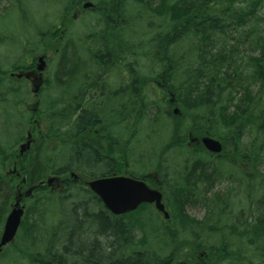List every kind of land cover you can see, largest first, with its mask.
<instances>
[{"label": "trees", "instance_id": "obj_1", "mask_svg": "<svg viewBox=\"0 0 264 264\" xmlns=\"http://www.w3.org/2000/svg\"><path fill=\"white\" fill-rule=\"evenodd\" d=\"M132 1L166 20L163 27H159L164 29L166 26V30H161L159 36L148 37L152 34L148 32L139 38L141 40H134L145 49L143 56L146 58L150 55L146 52L148 48L155 47L160 52L152 56L162 71L163 68L167 70L166 82L169 84L166 90L161 84L164 90L162 99L170 97V105L177 107L183 115L187 109L182 104L193 103L195 95L200 93L205 97V121L220 123L225 112L223 117L228 118L226 129L233 134L228 147L251 163L259 175L256 177L258 189L248 190L246 196L249 208L242 207V200L234 201L230 193L229 196L217 192L209 197L222 171L211 170L209 161L212 159L194 154L185 141L186 136H176L178 131L174 130L173 142L168 136L167 141H158L156 145L154 142L153 148V156L159 159L157 172L170 214L168 221L150 211L149 205H142L123 216L113 215L88 188L73 179H66L62 189L46 191L26 213L21 227L33 244L25 247H18L16 243L10 245L0 254V261L14 259L17 264H168L167 261L174 258L175 262L171 264H264V191L258 196L254 193L264 188V175L258 171L264 163V30H261L264 18L259 16L264 9V0H161L159 4L156 0ZM112 2L115 0H107L105 4L111 5ZM104 17L107 26L113 24L108 21V14ZM137 18L134 17L133 23ZM125 25L122 30L113 28L126 32L128 26L132 30V24L128 25L126 21ZM158 26L157 22L154 28ZM129 35L136 37L134 33ZM3 41L0 38V43ZM185 42L191 55L194 54L193 58L180 50ZM69 46L70 43L67 48ZM130 56H133L132 50ZM5 75L0 69V125L6 124L7 129L9 125L22 122L16 110L22 104L16 94L20 90L8 88V82H22ZM175 75L180 80L176 89L173 85ZM140 78L141 81L147 80L141 75ZM257 82L260 91L254 100L251 87ZM136 92L138 90H134L135 96ZM135 96L130 99L128 108L129 116L133 115L129 122L133 134L136 133L133 129L143 131L147 122L153 123L150 121L152 108L164 115L162 108L158 109L146 97L137 106L139 102L134 101ZM231 107H234V113H229ZM85 113L73 122V133L87 128L89 116ZM167 115L172 116L170 111ZM62 116L61 111H55L50 121L59 122ZM196 116H199V124L202 123L200 115ZM188 118L193 126L202 129L191 117ZM132 120L136 121L134 125ZM184 128L188 134L192 130L191 125ZM141 135L143 138L147 136ZM132 143L130 141V145ZM45 149L50 152V147L43 143L39 151L20 155L18 160L22 164L25 183L16 176L8 178L4 170L8 162L15 159V152L8 131L0 132V233L17 188L37 187L50 175H70L80 171L94 177L97 172L103 171L104 174L121 168L118 162H106L108 165L100 167L102 162L95 160L99 158L98 153L78 148L72 134L68 158L62 167L51 171L48 162L52 160L46 157L49 152ZM87 154L93 157L92 164L86 160ZM175 160L177 163L173 162ZM82 164L88 166L81 167ZM249 177L254 179L252 174ZM37 190L41 188L37 187ZM47 206H51L52 224L41 227L39 218L42 214L45 216L47 209L44 213L43 210ZM194 207L205 209L202 220L188 214V209ZM36 214H40L36 220L31 218ZM138 230L142 232L141 238L137 237ZM190 241L198 245L195 247L189 244ZM153 242L157 244L153 245ZM186 249L190 252H185ZM195 249H203L209 260L193 263L197 256Z\"/></svg>", "mask_w": 264, "mask_h": 264}, {"label": "rangeland", "instance_id": "obj_2", "mask_svg": "<svg viewBox=\"0 0 264 264\" xmlns=\"http://www.w3.org/2000/svg\"><path fill=\"white\" fill-rule=\"evenodd\" d=\"M104 1L0 0V38L4 39L0 43V69L6 73L5 77L7 75L12 76L11 73H13L15 74L13 77L18 79L17 75L21 73L27 74L29 69L37 66L39 57L46 55L44 56L46 59L45 72H43L41 77H36L37 79L21 78V84L8 82V88L20 90L16 94H18L22 103L19 107L22 122L9 125L7 127L8 130L6 129V124L0 125V132L8 131L11 147L15 152V159L8 162L4 170L6 176L8 178L16 176L20 181L25 177L21 168L22 164L20 165L18 159L21 157V147L26 145L28 141L31 143L30 149L22 156L30 152L39 151L43 143H46L50 147V152L49 149L45 150L49 152L46 157H51L52 160L48 162L49 166H52L51 171L53 168L58 169L66 163L67 152L71 146V130L73 126V118L69 112L73 110L71 104L73 106L76 100L74 97L81 86L87 84L84 86L85 89L95 80L100 81L102 79L100 83L103 82V85L108 87L106 92L113 91L115 93L122 85H129L131 88L128 90V95L119 94L116 96L114 103H112V108H115V110L111 112L113 115L110 116V119H108L109 117H102L105 123L108 119L111 124L109 125V133L105 134L106 136L104 135L101 139V144L103 145L101 150L109 155L111 153V156L116 153L118 161L112 160V162H118L121 167L119 171L110 172L109 174L115 173L120 176L141 178L157 173L159 159L158 156H153L154 142L156 145L158 141H167L168 136L171 137L169 141L173 142L175 130L178 131L176 136L183 135V138L186 136L185 141L188 147L193 149L194 154L198 157H204L205 155L213 160L209 161L211 170L222 171L223 174L220 180L218 179L215 182L214 192L209 193V197L217 192L223 195H229L230 193L235 198L234 201L242 200V207L249 208L250 202L246 199V196L248 190L254 191L258 189L256 185L258 179L256 177L259 178V175L255 173L256 170L253 169L251 163L235 153L231 146L228 147L229 138L233 134L226 129L228 118L223 117L225 112L222 113L223 118H220V123L213 120L211 121L212 123L209 122L210 120L205 121L203 118L206 117L204 116L206 115L205 97L204 95L201 96L200 93L195 95L193 103L182 104L187 109L185 113L183 112V115L174 112L175 107L169 103L170 97L163 99L161 97L162 92L164 93L169 83L168 81L166 82L167 70L163 68L162 71V67L158 66L155 57H153L155 54L160 53L159 50H156L155 47L148 48L146 52H149L150 55L146 58L143 56L145 55V49L139 45V42H134V40H141L139 38L148 32L152 33L148 37L159 36L161 30H166V26L164 29L159 28L161 25L163 27V23L166 20L163 17L154 15L148 9H143L132 0H122L124 2L122 5L126 9L122 7L121 10H118L120 14L118 15L119 18H117L113 14L116 9L115 4L106 5ZM147 1L152 2V0ZM147 1H145L146 5ZM156 1L159 4L161 0ZM86 3H92L95 8L84 9L83 5ZM104 14H113L112 18L108 20L113 24L107 26L108 22L105 21ZM259 16L264 18V9ZM123 17L124 20L122 19ZM134 17H139L135 19V23H133ZM126 21L128 25L132 24V30H129L130 27L128 26L126 32L113 28L117 27L118 29L120 27L122 30L123 27H126V25L124 26ZM157 22L159 26L154 28ZM261 30H264V24H261ZM133 33L136 34V37L129 35ZM68 43H70L69 48H67ZM131 50L133 51V56H130ZM180 50L186 53L188 57H194V54L191 55L188 43L182 44ZM139 52L143 53L139 54ZM67 54L68 56H66ZM110 54H113V59ZM97 57H102L101 65H96L95 58ZM73 61V64L69 63ZM189 63H191V59ZM65 69L68 72L64 71ZM72 72L73 78H71ZM163 72L164 75L161 76ZM140 75L147 80L141 81ZM256 80L258 79L256 78ZM179 81V78L175 75L173 77L174 89L177 88ZM161 84L165 86L164 90ZM36 88L38 89L37 93H35ZM134 90H138L136 96L134 95ZM251 91L254 93L253 99L255 100L254 96L260 91V83L253 84ZM100 92L99 90V96ZM132 96H135L134 101L139 102L137 106L146 97L148 101L155 103L158 109L162 108L164 115H160L156 108H152L150 121L153 123L149 124L145 121L147 122V127L151 125L153 128L147 129L146 127L143 131L138 128H132L135 130V134L131 131L129 122L133 119V115L129 116L128 108ZM91 97L90 95L87 97L88 103L94 110L103 111L107 106H110L109 103L103 101L104 99L96 98L95 96ZM183 99L186 100V96ZM55 111H61V115H63L59 122L50 121L53 119ZM169 111L172 115L171 117L167 115ZM234 111V107H231L229 113H234ZM196 115H200L201 121L205 123L199 124L197 121L199 116ZM207 116L209 115L207 114ZM121 117H124V119H120ZM188 117H191V120L202 129L199 130L193 126L188 121V119L190 120ZM131 122L134 125L136 121L132 120ZM190 125L192 130L188 134L184 127L188 128ZM29 132L32 134L30 140L28 139ZM141 134L147 136L143 138ZM108 136H112L113 144L108 142ZM205 136H211L223 142L224 150L220 156L205 149L201 142ZM146 138H148L147 141L145 140ZM95 139L98 140V138ZM130 141L133 142L132 145H130ZM141 141L144 142L142 145ZM111 147L112 151L109 153L108 151ZM115 147H117L118 151L115 150ZM156 149L159 152V147ZM116 154L115 157H117ZM173 162L177 163L176 160ZM218 166L221 168L218 169ZM258 171L264 175V163ZM249 174H252L254 179H251ZM51 177L59 179L51 186L41 187V190H37L32 198L23 200L22 205H25L26 213L30 207L33 208L37 204V200L43 197L46 191L55 192L62 189L63 181L69 178L70 175H50L46 180ZM83 177L85 178L78 181L80 186H84V182L89 180L91 176ZM148 183L153 186L155 181L150 178ZM27 189L22 187L21 191L24 193ZM263 191L264 188L254 193L258 196ZM50 207L44 208L43 213L47 209L45 216L36 214L31 215V218L36 220L40 216L39 223L41 227H50L52 224ZM149 208L150 211H155L164 218L161 213L156 211L153 205H149ZM39 211L41 212V209ZM188 214L202 220L206 215V211L204 208L194 207L188 209ZM4 224L5 221L0 235L3 233ZM35 235H33V239H35ZM141 236L142 232L138 230L137 237L141 238ZM15 243L18 247L33 244L32 239L26 237L24 227L20 228L13 244ZM156 244V242H153V245ZM189 244L195 245V247L198 245L194 241H190ZM10 247L5 248V250ZM172 247L173 245H171ZM185 252L189 253L190 250L186 249ZM194 253L197 256L193 263L201 259L209 260L207 254L204 256L203 249H195ZM239 257L242 258L241 256ZM242 260L244 259L242 258ZM173 262H175L174 258L167 261L168 264ZM0 264H17V261L4 259L0 261Z\"/></svg>", "mask_w": 264, "mask_h": 264}, {"label": "water", "instance_id": "obj_3", "mask_svg": "<svg viewBox=\"0 0 264 264\" xmlns=\"http://www.w3.org/2000/svg\"><path fill=\"white\" fill-rule=\"evenodd\" d=\"M85 7L90 8L92 4L87 3ZM45 66V60L41 57L37 67L38 71L43 72ZM18 77L21 78V75ZM175 112L178 113L179 110L176 109ZM202 143L209 152L220 154L223 150L222 144L213 138L205 137L202 139ZM29 148L30 142L22 146V153ZM53 182L54 178H51L47 183L51 185ZM43 184L41 183V185ZM88 187L114 215H123L135 211L142 204H154L156 209L164 215L165 219L169 218V213L162 201V193L157 189L150 188L144 180L114 176L93 180L88 183ZM34 189L35 187L29 189L25 197H30ZM22 200L23 196L21 194L16 197L13 208L6 219L4 230L0 237V253L4 247L12 244L16 239L25 214V206L21 205Z\"/></svg>", "mask_w": 264, "mask_h": 264}, {"label": "flooded vegetation", "instance_id": "obj_4", "mask_svg": "<svg viewBox=\"0 0 264 264\" xmlns=\"http://www.w3.org/2000/svg\"><path fill=\"white\" fill-rule=\"evenodd\" d=\"M123 3L124 2H122V0H115V2H112V4L113 5L115 4V7H116V9L114 10L113 14H115L117 18H119L118 15L120 14L118 12V10H121L122 7H124L122 5ZM84 6L85 5H83V8H84ZM94 8H95V6L91 7L90 9H94ZM112 15H109L108 19L112 18ZM122 19L124 20V17ZM127 53H128V51H127ZM44 56H46V55H44ZM110 56H111L112 59L114 58L113 57V54H110ZM95 60H96L95 63H97L96 65H101L102 64V57H100V58L97 57V58H95ZM42 75L43 74H41L37 70V66H36L33 69H29L27 71V74H25L24 78H26V79H30V78L37 79L36 77H39V76L41 77ZM101 80L102 79H100V81L95 80V82H93L92 84L88 85L85 89H84V86H86L87 84H85L84 86H81L79 88L77 94L74 97V99H76V100L74 101L73 106H72L73 110L72 111L70 110L69 112L72 115L73 122H76L80 118V116L82 115V113H84V112H86L85 114H87L89 116V118H88V122L89 123L85 125V126L88 125L87 128L85 130H82L81 132H79L78 130H74V133H73V129H72L71 130V132H72L71 134L74 136L75 144H77L78 148H86V149H90L91 151L92 150L93 151H96L98 153L99 158L98 159H95V160H96V162H100V163L102 162V165L100 167H104V166L108 165V164H106V162H110L111 163L112 160L113 161L114 160L118 161V155L116 153H113L112 152L113 153V156H111V153L110 152L112 151V147L108 151L110 153V155L108 153H106V152L103 153V151L101 150L102 147H103V145L101 144V139L103 138V136L105 134H108L109 133V130H110L109 125L111 123L108 121V119H110V116L113 115V114H111V112H114V110H115V108H112L113 107L112 106V103H114V100L116 99V96H118L119 94H123V96L128 95V90H130L131 88H130L129 85H127V86L126 85L125 86L122 85V86H120L119 89H117L115 91V93H113V91L106 92V90H107L108 87L105 86V85H103V82L100 83ZM82 82H84V81H82ZM37 88H36L35 93L38 92V89ZM99 90L101 91L100 92V96H99ZM89 95H90V97L91 96H95L96 98L104 99L103 101L109 103L110 106H107L103 111H97L96 109H95L96 110L95 111L92 107H90V105L88 103V98L87 97ZM21 105L22 104H20L16 108V110L18 112V115L17 116H20V114H19V107ZM97 109H99V108H97ZM102 117H105V118L109 117L106 120V123L103 121ZM29 137L30 138L32 137V134L30 132L28 133V138ZM95 138H98V140L95 139ZM108 142H110L111 144H113L114 141H113L112 136H108ZM115 148H116L115 150L118 151L117 147H115ZM115 154L117 155V157H115ZM86 160H88V162L90 164L93 163V157L91 156V154H87ZM80 166L81 167H85V166H88V165L82 164ZM102 172L103 171L97 172V174H96V176H94V178H99V177L100 178H104L105 176H115L116 175L115 173H112L111 175H108L109 174L108 171H106L104 174H102ZM72 173H70V177L67 178V179H73V180H75L77 182L78 181H81L82 178L84 179L85 177H83V176H89V175H87V174H85L83 172L78 171V172H75L74 173V177H71V174ZM157 173L151 174L152 175L151 177L157 180V182H156L157 183L156 184L157 185L156 188H158V189L160 188L161 191H162V193H163V189L161 187V181H160L159 175ZM62 176H65V175H62ZM132 177H134V176H132ZM137 178H139V177H137ZM146 181L149 182L148 179H146ZM153 188L156 189L155 187H153Z\"/></svg>", "mask_w": 264, "mask_h": 264}]
</instances>
